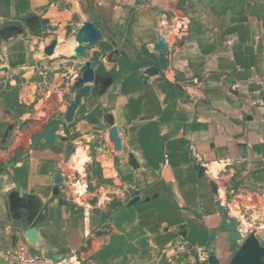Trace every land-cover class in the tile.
<instances>
[{"label":"crops","instance_id":"1","mask_svg":"<svg viewBox=\"0 0 264 264\" xmlns=\"http://www.w3.org/2000/svg\"><path fill=\"white\" fill-rule=\"evenodd\" d=\"M105 1L0 0V28H19L0 39V262L19 264L4 252L28 244L48 264H207L209 255L230 264L241 241L227 240L217 202L264 247V0L114 14ZM32 15L39 25L30 28ZM85 20L102 36L77 58ZM159 35L167 69L129 70L139 49L157 57ZM85 61L94 81L66 123ZM55 124L53 143L30 144ZM41 222L30 245L24 232Z\"/></svg>","mask_w":264,"mask_h":264},{"label":"water","instance_id":"2","mask_svg":"<svg viewBox=\"0 0 264 264\" xmlns=\"http://www.w3.org/2000/svg\"><path fill=\"white\" fill-rule=\"evenodd\" d=\"M44 23L47 22L46 19L42 20ZM26 25L30 28L36 27L39 25V17L36 15H32L26 19ZM19 31V28L16 25H7L0 28V39H6L11 37L13 34ZM102 34L99 28L94 24V22L85 20L81 23L80 27L77 29L73 41L75 45L73 47V55L74 57H84L85 50L87 46L94 45L100 38ZM56 44V40L51 41L48 45H46L43 49V54L45 56H49L53 52V48ZM167 50V44L164 41L163 36L159 35L158 41L152 44V51L157 53V64L148 66L144 69V73L148 76L157 75L160 71H165L167 69L168 60L165 56V52ZM5 71L6 68L0 69ZM94 81V71L91 67L90 61H85L84 69L81 75L75 82V86L79 88L77 95L74 100L68 106L63 119L66 123H72L74 120L75 112L80 103L81 98L86 97L90 91L91 84ZM58 130V125L46 126L39 133L35 134L30 139V144L33 147H37L39 142L43 140L46 143H53L55 139L54 132ZM111 136L114 140L115 146L117 149L120 148L119 138L117 136V130L115 127L111 128ZM129 163L133 166L135 164L133 157L131 156L129 159ZM199 172L203 171V167L198 168ZM214 189V186H211ZM58 188L53 190V194L58 196ZM138 197H135L131 203H134ZM59 201L64 202L62 198H59ZM9 203L11 208H19L22 204V199L18 192H12L9 194ZM217 207L219 213L222 215V224H224L229 232H228V241H241L240 249L232 260L230 264H264V247L260 245L259 241L255 237L254 234L250 233L247 237L242 236V234L237 229V223L234 219L227 218L225 215V209L220 202H217ZM71 208L74 209V205H71ZM78 212V209H74ZM43 223H38L27 228L24 232V237L28 241L30 245H33L37 238V228L42 226ZM59 259L53 258L54 262H57ZM0 264H7L5 262H0ZM207 264H218L217 260L213 255H209L207 257Z\"/></svg>","mask_w":264,"mask_h":264},{"label":"rangeland","instance_id":"3","mask_svg":"<svg viewBox=\"0 0 264 264\" xmlns=\"http://www.w3.org/2000/svg\"><path fill=\"white\" fill-rule=\"evenodd\" d=\"M107 1H110L111 3L110 2L107 3ZM221 1L222 0H106L105 4L108 5L106 9L108 11L110 10V12L114 14V12H116L117 10H121L124 12L129 11L131 13L136 6H139L142 4H149L155 7L160 6L163 8L171 9V8H181L183 5H187V7H191L192 5L196 3L203 4V5L210 4V3L222 4ZM225 4H227L228 6H231L234 9H240L244 7L250 8L251 6L250 1H247V0H225ZM87 10H90V9L87 8ZM104 11L99 12L97 16L102 17V21H101L102 24L109 25V22H110L109 16H107V13H105ZM93 15L95 16L96 14H93ZM112 18L114 19V16Z\"/></svg>","mask_w":264,"mask_h":264},{"label":"built area","instance_id":"4","mask_svg":"<svg viewBox=\"0 0 264 264\" xmlns=\"http://www.w3.org/2000/svg\"><path fill=\"white\" fill-rule=\"evenodd\" d=\"M193 82L198 83V80L193 79ZM4 256L19 264H48L47 258L40 252L31 251L28 244H19L8 248L5 250Z\"/></svg>","mask_w":264,"mask_h":264},{"label":"trees","instance_id":"5","mask_svg":"<svg viewBox=\"0 0 264 264\" xmlns=\"http://www.w3.org/2000/svg\"><path fill=\"white\" fill-rule=\"evenodd\" d=\"M156 61H157V58L153 53H150L145 49H139L136 51L134 60L128 61L126 63V67H128L129 70H137V69H142L148 66H152L156 63ZM172 87L175 88V86L173 85ZM130 237H131V234H126V238H130ZM139 242L142 245L143 239H141ZM122 245H123L122 237L120 236L114 237V254H117L118 252H120Z\"/></svg>","mask_w":264,"mask_h":264},{"label":"bare ground","instance_id":"6","mask_svg":"<svg viewBox=\"0 0 264 264\" xmlns=\"http://www.w3.org/2000/svg\"><path fill=\"white\" fill-rule=\"evenodd\" d=\"M72 44H74L75 45V42L73 41V43ZM60 131V130H59ZM80 147V146H79ZM76 150V149H75ZM81 151H82V149H81ZM77 152V151H76ZM82 153V152H81ZM80 153V154H81ZM77 154V153H76ZM80 154H79V156H80ZM72 155V154H71ZM73 156L74 155H72L71 157L73 158ZM85 156V155H84ZM75 157V156H74ZM86 158V157H85ZM76 159V158H75ZM75 159H73V161L75 160ZM81 160H83V157L81 156V158H80V161H79V165H77V167L75 166V169H77L79 166H80V164H81ZM78 163V162H77ZM215 166V165H214ZM216 168V167H215ZM77 170H80V169H77ZM82 170V169H81ZM83 188H84V186H79V191L81 192L82 190H83Z\"/></svg>","mask_w":264,"mask_h":264}]
</instances>
